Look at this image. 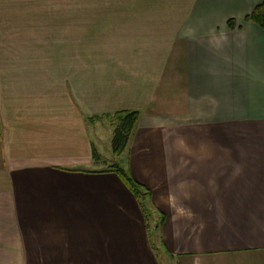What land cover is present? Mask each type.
Listing matches in <instances>:
<instances>
[{"label":"crops","instance_id":"obj_1","mask_svg":"<svg viewBox=\"0 0 264 264\" xmlns=\"http://www.w3.org/2000/svg\"><path fill=\"white\" fill-rule=\"evenodd\" d=\"M262 1L0 0V264H264Z\"/></svg>","mask_w":264,"mask_h":264},{"label":"trees","instance_id":"obj_2","mask_svg":"<svg viewBox=\"0 0 264 264\" xmlns=\"http://www.w3.org/2000/svg\"><path fill=\"white\" fill-rule=\"evenodd\" d=\"M246 19L254 20L260 26L264 27V0L257 4L250 13L246 15ZM231 22L232 21L229 20L230 24ZM138 115L139 110L135 108L120 109L106 115L112 126L110 145L114 154H120L126 147ZM93 154L95 157L98 156L95 149L93 150ZM107 170H114L136 197L145 218L150 245L153 249H156V241L161 245V239L157 235V227L162 221V215H160L159 219H154L149 201V188L137 181L130 174L129 170L117 160L111 162Z\"/></svg>","mask_w":264,"mask_h":264},{"label":"rangeland","instance_id":"obj_3","mask_svg":"<svg viewBox=\"0 0 264 264\" xmlns=\"http://www.w3.org/2000/svg\"><path fill=\"white\" fill-rule=\"evenodd\" d=\"M103 132H104V134L106 135L107 134V132H108V128H106V127H103V130H102ZM99 148H100V151L103 153V154H107V153H109L108 151H111L110 150V148H109V145H106V143H102V144H100L99 145ZM102 164H104V163H102V162H100L98 165H102ZM156 243H158L157 241H156ZM158 259H160V260H162L163 262H160V263H162V264H173V262L171 261V260H169L168 258H167V256L165 255V256H163L162 255V253H161V255H158Z\"/></svg>","mask_w":264,"mask_h":264}]
</instances>
